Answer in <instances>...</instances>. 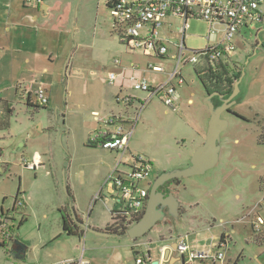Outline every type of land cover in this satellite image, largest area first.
<instances>
[{"label": "rangeland", "instance_id": "1", "mask_svg": "<svg viewBox=\"0 0 264 264\" xmlns=\"http://www.w3.org/2000/svg\"><path fill=\"white\" fill-rule=\"evenodd\" d=\"M52 3L62 20L58 24L59 41L50 50L57 60L43 80L49 104L37 108L32 89L30 95L25 91L27 83L10 85L0 93V209L11 208L19 189L18 198L24 204L14 211L13 241L25 247L24 259L19 262L9 257L10 245L0 247V264H50L81 255L90 264H136L141 253L160 245L159 240L176 243L179 236H186L187 243L197 245L199 251L214 254L222 235L227 236L226 248L220 249L224 259L210 257L207 264H264V231L259 234L261 242H257L251 227L256 217L264 221V148L257 143L264 127V4L259 28L240 31L242 39H237L235 54L228 63L234 65L233 72H241L234 102L244 103L241 107L231 105L221 115L227 128L220 135L222 150L217 164L202 175L179 178L172 191L179 203L177 216L167 214L145 236L131 240L124 235L99 236L81 228L82 236L67 235L59 210L105 232L111 223L108 208L113 203L106 188L101 198L97 194L108 176L107 166L115 165L120 154L89 147L91 135L98 129L93 112L101 117L121 112L122 105L115 102L117 96L146 98L145 93L132 91L129 82L119 94L121 81L110 85L107 75L119 71L114 65L119 60L122 67L137 66L136 75L148 79L149 84L161 85L166 75L142 71L148 60L171 71L176 48L167 43L168 53L163 59L127 51L119 42L107 0ZM168 22L174 30L169 33L164 28L160 32L172 42H180L175 30L180 23L175 19ZM207 30L205 22H190L184 37L185 57L211 44ZM181 75L184 84L176 87L180 97L174 108L166 107L157 97L145 104L129 141V152L122 158L125 162L130 155L140 156L153 164L143 184L152 183L159 173L188 167L198 141L195 126L210 116L203 83L220 92L234 85L233 73L220 61L186 64ZM247 84L252 88L250 99L244 98ZM36 156L41 159L37 170L23 167V161L34 162ZM120 169L126 170L123 166ZM135 243L141 246L135 248Z\"/></svg>", "mask_w": 264, "mask_h": 264}, {"label": "built area", "instance_id": "2", "mask_svg": "<svg viewBox=\"0 0 264 264\" xmlns=\"http://www.w3.org/2000/svg\"><path fill=\"white\" fill-rule=\"evenodd\" d=\"M30 2V0H27ZM110 15L113 18L114 28L117 31L120 44L129 52L140 51L149 59H163L167 53V43L176 48V56L173 57L174 67L167 72L162 64L147 61L144 72L166 75V81L161 85H152L145 78H139L136 72L139 68L132 65L129 68L122 67L119 60L114 65L119 70L109 72L107 81L113 85L121 81L120 91H123L125 82L131 84L132 90L146 94L143 100H135L130 96L115 98L117 104L122 105V113H110L100 118L94 113L95 120L104 125L100 126L91 136L89 144L109 152L120 154L112 171L108 174L103 187L97 194L101 198L104 188L109 193L112 206L109 210L111 223L120 227L129 228L139 217H142L147 203L151 183L143 184L152 171L153 164L140 156L130 155L127 161L122 158L129 152V141L133 135L136 123L139 121L144 105L152 98L157 97L166 107L174 108L177 100L176 87L184 84L181 69L186 64L196 66L200 62L205 65L212 62L225 64L230 61L236 49L235 39L241 30L254 28L262 21L261 6L264 0H109ZM169 19L178 20L179 27L176 32L180 42L172 40L160 32L168 29L174 30ZM192 20L205 22L208 26L207 40L211 44L204 50L193 51L189 58L184 56L187 52L184 45V37L190 29ZM129 72V74H127ZM119 91V92H120ZM34 103L39 107L48 105L47 90L38 86L33 90ZM121 93V92H120ZM129 110H132L130 112ZM131 114H130V113ZM101 124V125H102ZM24 168L35 171L38 163L23 161ZM126 170H121L120 167ZM22 198L16 196L10 209H0V247L7 249L14 241L15 217L14 211L23 206ZM110 223V224H111ZM256 233L264 231V221L256 217L251 222ZM173 251L177 254L180 264H194L209 257L222 261L224 253L220 251L224 246L217 247V252L196 251L187 243L186 236L176 241ZM141 243H135L133 247H140ZM223 246V247H222ZM136 255L139 252L135 253ZM150 261L147 252L135 260L136 264H146ZM50 264H90L81 255L79 258H71L56 261Z\"/></svg>", "mask_w": 264, "mask_h": 264}, {"label": "crops", "instance_id": "3", "mask_svg": "<svg viewBox=\"0 0 264 264\" xmlns=\"http://www.w3.org/2000/svg\"><path fill=\"white\" fill-rule=\"evenodd\" d=\"M61 20L62 18L57 13L52 0H30V2H28L27 0H0V93L3 91L2 89L10 87V85H21L23 83H27L29 85V88L25 91L28 93V95L31 94V89L33 91L36 87L42 86L47 90V95L49 98L48 87L43 80H45L47 71L53 70L55 61L57 60V56H53L54 54L50 50H52L56 45V41H59V35H61V31H59L58 24ZM55 23L56 25L54 28L53 24ZM259 24H257L254 28L258 27ZM244 30L249 31L250 29ZM48 33H50V35ZM239 37L242 39L241 33H239V35L235 39L236 46L237 39H239ZM252 46L253 43L250 44V47ZM142 73L146 74L148 72L142 71ZM236 73L239 74L240 79L241 72L236 70ZM146 80L148 82V79ZM154 83L155 82H153V84ZM245 87L246 88L244 90V93L246 96H244V98L247 97L248 99H250V93L252 89L251 85L247 84ZM120 92L122 93V91ZM238 94L239 93H237V95ZM237 95L234 97V99L237 97ZM179 97L180 96H178L177 94V100L179 99ZM132 98L137 101L143 100V97ZM241 101L242 100L238 102L236 101L234 102V104L237 103L238 107H241V105H243L244 103V101ZM33 104H35L34 101ZM122 112L123 110L117 113ZM94 113L98 112H93V114ZM98 115L100 114L98 113ZM107 115H104L102 118L106 117ZM209 117L210 116L206 115L203 118L202 122L199 125L195 126L198 141L191 154L205 140ZM95 122L98 124V128L100 126H102L101 128H104V125L102 123L99 124L96 120ZM221 150L222 148L220 149V151ZM191 154L189 158L191 157ZM40 160L38 156H36L34 159V161L38 163V166L41 165ZM114 166L115 165H108L106 168V174H109ZM103 180L104 176L98 180V185L102 183ZM110 208L111 206L108 208V211L110 210ZM180 237L182 236H179L178 239ZM225 237V241L224 243H222V245L224 246H222L223 249L227 246V236ZM212 238L217 239V236H212ZM195 241H197V239ZM159 243L160 245L153 250H151L150 248L147 249L146 252L147 254H149L150 259V261H148L147 263L152 264L154 261H157L158 264H179L177 254L175 255L173 252L174 250L170 251L167 260L164 259V253L166 249L175 244V242H167L166 238H164L163 240H159ZM190 247L196 251H199L200 249L197 245H190ZM217 247L218 246H216V248ZM262 254H264V251H262L261 255ZM207 259L195 262L194 264H207ZM258 264L263 263L259 262Z\"/></svg>", "mask_w": 264, "mask_h": 264}, {"label": "water", "instance_id": "4", "mask_svg": "<svg viewBox=\"0 0 264 264\" xmlns=\"http://www.w3.org/2000/svg\"><path fill=\"white\" fill-rule=\"evenodd\" d=\"M238 82L234 83L232 93L225 98V95L221 92H213L206 97V103L210 110V117L208 120L207 130L205 134L204 142L198 146L189 161L187 168L182 170H173L170 172H163L155 178L151 184L149 195L147 198V203L145 206L144 213L139 221L130 226L124 236L128 237L131 240L139 239L147 234L154 225L164 218L163 208L168 209V214L171 216H177L179 210V203L177 199L170 193L167 197L158 192L159 186L164 182L174 179H179L182 177H191L195 175H202L208 170L212 169L218 162L219 157V140L221 133L227 128V122L221 118L223 112L228 111L231 105L234 104V97L238 93L237 89ZM217 96L222 100V104L216 107L212 98ZM73 222L80 227L81 229L86 230L87 232L99 235L112 237L107 233H101L98 230L87 227L86 225L79 222L73 215ZM15 245L20 246L19 250H10L12 260L19 262L24 259L25 247L18 241H14ZM176 244H173L171 247L167 248L164 253V259H168L170 251L175 250ZM149 257V254H148ZM152 264H158L157 261H154Z\"/></svg>", "mask_w": 264, "mask_h": 264}, {"label": "trees", "instance_id": "5", "mask_svg": "<svg viewBox=\"0 0 264 264\" xmlns=\"http://www.w3.org/2000/svg\"><path fill=\"white\" fill-rule=\"evenodd\" d=\"M106 5H107L108 8H110L109 0H107ZM224 65H226V63ZM233 77H234V83H235V81H237L239 79V74H237L236 72H234L233 73ZM203 86H204V88L206 90L207 95H209V94H211L213 92L218 91V90L211 91L204 83H203ZM232 90L233 89H230L229 91L221 92V93H223L225 95V98H227L232 93ZM218 92H220V91H218ZM212 102H213V104L216 107H218V106H220L222 104V100L219 99L217 96H214L212 98ZM5 104H7V103H5ZM27 104L30 105V97H28ZM36 107L38 108L39 106L36 105ZM257 143L264 148V127L261 129V132H260V134H259V136L257 138ZM89 147H93V146L89 144ZM178 182L179 181L177 180V184H178ZM262 183H264V179H262ZM18 194H19V189L16 192V196H18ZM59 212L61 213V222H62L63 232L66 233L67 235H78V236H82L83 235V231L79 227H77V225L73 222L72 218L69 215L65 214L64 213L65 212L64 210H59ZM140 218L141 217H139V219L137 221H139ZM23 221H24V219L21 220V222H20L19 225H22ZM106 227H107L106 231L111 232L114 235H124L125 232H126V230L128 229V228L122 227L121 225H120V227H118V226H116L113 223L108 224ZM252 231H253V234H255L254 235L255 236V240L257 242H261V237H260L259 234H261L263 231L261 233H256L253 230V228H252ZM225 238L226 237L224 235H222L220 237L219 245L218 246H220V244L224 243Z\"/></svg>", "mask_w": 264, "mask_h": 264}, {"label": "flooded vegetation", "instance_id": "6", "mask_svg": "<svg viewBox=\"0 0 264 264\" xmlns=\"http://www.w3.org/2000/svg\"><path fill=\"white\" fill-rule=\"evenodd\" d=\"M228 63L229 62H227L226 63V67H227V70H229L230 72H232V73H234L233 72V70L232 69H235L234 68V65L232 64V66H228ZM161 173H159L158 175H156V176H154V178H153V180H152V183H153V181L155 180V178L157 177V176H159ZM178 180V179H174V180H169V181H166V182H164L161 186H159V188H158V192H160L162 195H163V197H167L170 193H172V191L174 190V187L177 185V182L176 181ZM151 183V184H152ZM163 213H164V217L168 214V209L166 208V207H164L163 208ZM78 227V226H77ZM80 228V227H79ZM98 231H100L101 233H107L108 235H112V236H114V234H111V233H108V231H106L105 230V232H104V229H102V230H98ZM8 246H9V244H8ZM19 250L20 249V246H18V245H15V244H12L10 247H9V249H8V255H9V257L12 259V257H11V254H10V250Z\"/></svg>", "mask_w": 264, "mask_h": 264}, {"label": "bare ground", "instance_id": "7", "mask_svg": "<svg viewBox=\"0 0 264 264\" xmlns=\"http://www.w3.org/2000/svg\"><path fill=\"white\" fill-rule=\"evenodd\" d=\"M176 181V180H175ZM177 182V181H176ZM179 183V182H178ZM174 195V194H173ZM70 259V258H69Z\"/></svg>", "mask_w": 264, "mask_h": 264}]
</instances>
